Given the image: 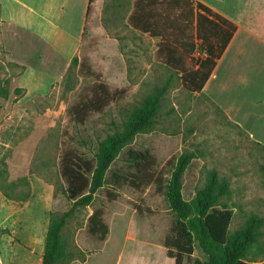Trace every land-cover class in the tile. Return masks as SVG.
<instances>
[{
	"label": "rangeland",
	"instance_id": "rangeland-1",
	"mask_svg": "<svg viewBox=\"0 0 264 264\" xmlns=\"http://www.w3.org/2000/svg\"><path fill=\"white\" fill-rule=\"evenodd\" d=\"M134 1H93L87 36L76 56L111 89L124 92L84 124L75 122L68 109L89 93L95 78L80 65L71 67L35 36L10 28L0 19V87L10 90L8 97L0 92V264H43L51 213L73 205L59 175L65 147L93 158L99 141L114 131L115 122L168 77L158 55L160 39L129 24ZM198 51L192 65L204 56ZM30 68L55 79L41 82L43 87L36 89L34 75L29 72L25 77ZM174 84L156 129L140 134L125 151L149 149L158 159L159 170L172 157L192 151L196 157L184 175L186 199H192L208 173L217 170L231 186L226 198L234 211L231 231L244 226L251 215L264 219V149L210 99L188 92L177 78ZM117 167L126 169L123 158ZM6 181L17 183L14 190L28 192L29 197L24 201L7 198L1 189ZM110 192L117 198L111 200ZM100 207L110 228L103 241L88 231L89 217ZM173 220L166 195L154 185L138 190L115 187L108 181L91 205L77 208L67 226L65 238L70 249L78 252L69 264H175L165 246ZM261 230L250 254L256 261L264 260V226ZM207 258L196 243L193 256L184 264Z\"/></svg>",
	"mask_w": 264,
	"mask_h": 264
},
{
	"label": "trees",
	"instance_id": "trees-1",
	"mask_svg": "<svg viewBox=\"0 0 264 264\" xmlns=\"http://www.w3.org/2000/svg\"><path fill=\"white\" fill-rule=\"evenodd\" d=\"M93 1L90 0L88 15ZM128 21L133 29L160 39L158 55L169 75L147 91L120 122H115L114 131L99 141L93 158L75 147H65L60 156L59 175L65 184L64 194L73 205L67 211L51 213L43 264H69L76 258L78 252L70 249L65 238L67 226L77 208L91 205L97 192L108 181L115 187L130 186L138 190L154 185L158 192L166 195L174 220L165 246L175 264H184L186 259H190L196 243L208 258L205 261L196 259L194 264H264V260L250 258L263 233L264 219L251 215L244 226L231 231L234 211L226 202L231 186L217 170L208 173L205 184L188 200L183 193L184 175L196 153L186 150L169 159L159 170L158 159L149 149L129 148L125 151L140 134L156 129L176 78L188 92L207 97L203 94L204 86L228 47L237 25L198 0H135ZM196 50L204 56L192 65ZM78 65L95 78L89 93L68 109L75 122L84 124L92 115L103 113L117 102L124 89H111L87 62L81 63L75 56L71 67ZM0 92L5 97L10 95L7 87L1 86ZM260 145L264 149V145ZM121 158L126 162V169L116 168ZM262 171L264 174V165ZM16 185L15 182L2 183L3 194L12 200H26L29 193L16 192ZM117 196L114 192L109 193L111 200ZM88 231L101 241L109 235L103 207L95 209L89 217Z\"/></svg>",
	"mask_w": 264,
	"mask_h": 264
},
{
	"label": "crops",
	"instance_id": "crops-1",
	"mask_svg": "<svg viewBox=\"0 0 264 264\" xmlns=\"http://www.w3.org/2000/svg\"><path fill=\"white\" fill-rule=\"evenodd\" d=\"M198 1L237 25L203 94L264 145V0ZM0 4L2 23L35 36L68 64L80 53L90 21V0H0ZM29 72L36 89L55 79L35 68L28 69L25 77Z\"/></svg>",
	"mask_w": 264,
	"mask_h": 264
},
{
	"label": "built area",
	"instance_id": "built-area-1",
	"mask_svg": "<svg viewBox=\"0 0 264 264\" xmlns=\"http://www.w3.org/2000/svg\"><path fill=\"white\" fill-rule=\"evenodd\" d=\"M198 53H200L201 54V52L200 51H198ZM204 53H202V55H203Z\"/></svg>",
	"mask_w": 264,
	"mask_h": 264
}]
</instances>
